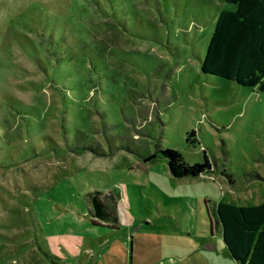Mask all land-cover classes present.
Returning <instances> with one entry per match:
<instances>
[{
    "label": "rangeland",
    "instance_id": "374dc122",
    "mask_svg": "<svg viewBox=\"0 0 264 264\" xmlns=\"http://www.w3.org/2000/svg\"><path fill=\"white\" fill-rule=\"evenodd\" d=\"M233 9L0 0V264H95L113 239L155 264L209 236L212 203L264 201V93L200 69ZM158 147L213 172L174 178ZM95 191L117 222L90 217Z\"/></svg>",
    "mask_w": 264,
    "mask_h": 264
},
{
    "label": "trees",
    "instance_id": "16d2710c",
    "mask_svg": "<svg viewBox=\"0 0 264 264\" xmlns=\"http://www.w3.org/2000/svg\"><path fill=\"white\" fill-rule=\"evenodd\" d=\"M225 1L233 4L234 9L219 12L200 69L204 74L264 93V0ZM157 152L166 160L174 178L213 172L206 155L202 162L188 164L178 150L158 147ZM222 174L231 177L226 172ZM86 198L90 217L101 226L117 222L115 199L111 194L95 191ZM208 216L231 259L239 264H264V201L254 205L212 203Z\"/></svg>",
    "mask_w": 264,
    "mask_h": 264
},
{
    "label": "crops",
    "instance_id": "0c3cea01",
    "mask_svg": "<svg viewBox=\"0 0 264 264\" xmlns=\"http://www.w3.org/2000/svg\"><path fill=\"white\" fill-rule=\"evenodd\" d=\"M221 235L213 225L205 239H198L199 245L160 243L156 248L155 264H239L231 259L225 245L218 242ZM222 239V238H221ZM223 242V241H222ZM155 259V258H154ZM153 260V259H151ZM95 264H152L142 260L128 250L121 241L113 239L106 244L103 257Z\"/></svg>",
    "mask_w": 264,
    "mask_h": 264
}]
</instances>
